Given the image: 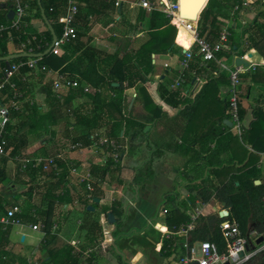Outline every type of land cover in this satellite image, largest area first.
Masks as SVG:
<instances>
[{
    "label": "trees",
    "instance_id": "obj_1",
    "mask_svg": "<svg viewBox=\"0 0 264 264\" xmlns=\"http://www.w3.org/2000/svg\"><path fill=\"white\" fill-rule=\"evenodd\" d=\"M152 1L156 2L157 0ZM110 3L115 8V3L113 1ZM254 6L263 7L258 13L257 19L244 27L239 35L234 33L235 27L233 26L228 44L217 54L216 58H229L233 54L242 56L249 49L258 48L264 43V0H256ZM29 7L36 11L39 19L51 26V29L43 34L48 43H52L54 35L57 37L62 35L64 28L62 20L67 14L68 0H40V3L39 0H34L29 2ZM248 11L250 10L246 7L245 0H209L198 21L197 31L199 37L211 43L218 41L225 23L231 20L238 22L243 14ZM90 17L91 12H86L80 6L74 24L77 37L62 49L60 55H54L52 52L46 53L49 48L40 54H30L41 55L39 57L40 65L44 64L49 70L67 75L75 83L74 86L63 94H57L53 92L52 81L49 80L46 93L33 95L26 89L24 82L27 79L25 76L27 74L31 75L35 71L26 65L14 76L16 78L20 74L22 77L24 76L25 81L17 82L16 79H12V82L17 85L18 92L23 96L16 102L20 107L19 110L12 107L15 101L13 100L14 92L11 86L7 84L3 91V95H6L7 107L10 110V122L6 127L7 145L4 149L5 156L0 160V185H3L7 179L10 159L15 161L16 158L25 157L26 149L36 141L43 139V137H48L49 140L56 142V132L58 130L61 132L59 152L54 155H64V158L58 159L60 172L58 174L46 173L43 167L37 169L30 167L27 170L39 176L47 175L51 183L56 186L46 191L49 210L45 212V222L38 221L43 222L45 225V239L50 249L57 239V236H54L57 231L54 229L52 219V210L55 203L60 205L77 203V209L89 216V220L84 226L87 233L86 244L82 251L90 247L94 250L98 249L99 252L105 251L104 248L100 247L105 239L103 225L99 219L93 217L95 212H92L89 208L94 207L95 210H100V204L95 202V199H102L99 184L106 182L111 173H117L120 170L119 165L115 166L114 159L106 154L111 150L107 149L105 153L107 155L106 164L103 167L92 165L88 168L94 181V190L90 195L86 185L79 178L76 181L71 179L72 170L80 168L81 165L72 160L67 161L65 154L69 153L72 146L78 143H83L88 148L93 145L91 134L95 131L103 132L108 138L115 140L124 148L127 147V142L131 145V141H134L139 134H143L146 124L136 122L134 117L129 114L130 104L125 94L129 89L138 88L144 109L150 113L146 117V123L160 118L163 111L153 103L144 85L147 82L155 81L157 68L154 64V56L170 54L177 48L178 30L171 22V18L158 8L151 12L143 8H137V21L135 23L131 22V35L135 36L146 31L149 38L139 48H132L130 53L125 52L122 55L120 53H109L91 46L93 38L90 33L96 22ZM9 19L8 12H0V26H8L5 31L0 32V58L14 54H29L30 49L36 51L38 44L33 39L37 37L40 40L41 37H38L37 34L36 36L25 32L24 29L26 28L17 31L11 27L12 20ZM28 19V17H25L23 19L24 23ZM193 22L196 24L195 21ZM141 24L145 25V28ZM23 44L26 47H23ZM193 53L192 69L200 73L202 60L199 58L200 50L196 44L193 47ZM30 59L26 57L9 62H0V77L4 74L6 68L20 62L26 63ZM211 63L216 65V61ZM39 74L43 79L49 76L44 71ZM22 77L21 80H23ZM222 77L225 79L223 84L229 86V74H220L218 78L210 80L205 86V90H202L203 93L201 92L195 99H183L181 88H174L172 91L166 90V92L161 89V95L166 101L165 103L179 109L190 124L196 116L199 117V112L204 104V97L209 90L213 86L223 85L217 81ZM115 84H118V86ZM172 85H174V82ZM88 86L93 89L90 93L85 91ZM1 98L2 96L0 101ZM80 99H85L84 103L75 107L73 104ZM226 107L228 114L226 118L229 119L228 102ZM240 114L241 118H244V111L241 108ZM263 120L262 114H256L255 120L248 129L243 130L241 135L237 131L230 133L232 129L222 123L221 125L228 131L227 134L219 132L213 134V136L211 135L210 141L215 140L218 148L211 152L210 157L218 156L222 151L223 144L226 143L229 146L230 144L239 146L244 154L242 163L248 158L249 160L241 167L240 173L233 176L231 174L226 182L215 188L214 193L212 192L214 187L208 186V179L203 180L201 184L193 188L197 193V198L204 204H208L215 199L225 204V209L230 214L227 218H221L219 214L201 217L195 230L191 232L190 246L196 242L212 241L219 246L220 252L224 253L227 245L221 232V226L226 221L236 222L240 227V232L245 236L249 230H255L264 237V177L255 175L257 172L256 156L254 154L249 155L250 150L246 147L251 145L255 150L264 151V135L257 134L254 143L251 140V137L258 132L257 129L260 125H263ZM132 131L134 132L132 133ZM235 160V157H232L231 162L233 163ZM18 165L21 170V164L18 163ZM234 165L228 164L225 167L228 169ZM218 169L214 168L213 171L219 173L221 168L220 171ZM259 180L261 184L257 185L256 181ZM189 202L194 204V199ZM14 208L20 209L21 212L16 213L9 223L3 222L2 220L8 216L9 211ZM33 208L38 211L33 206H29L26 210L21 209L18 205L11 207L0 203V217L4 212L6 214L5 218H0V263H3L5 258L7 259L6 263H10L11 258L14 257L12 252L7 250L11 245L9 236H11L13 226L22 223L27 216L32 220L37 219V215L32 213ZM121 208L122 206L115 204L113 207H103L101 209L103 214L107 215L109 212H113L117 216L116 230L112 233L116 238L124 236V234H121L124 221L121 212L118 211ZM168 214V226L173 232H178L182 224L190 222V217L181 212L180 209H173ZM178 243L185 252L183 248L184 240L176 237L165 240L162 250H166L170 246L172 250L168 254L172 255L175 252L174 246ZM53 248L50 250L48 264H80L81 252L73 246L66 244L60 248ZM98 254V252H94L91 258L88 259L87 264H97ZM256 264H264V258L258 260Z\"/></svg>",
    "mask_w": 264,
    "mask_h": 264
},
{
    "label": "crops",
    "instance_id": "obj_2",
    "mask_svg": "<svg viewBox=\"0 0 264 264\" xmlns=\"http://www.w3.org/2000/svg\"><path fill=\"white\" fill-rule=\"evenodd\" d=\"M138 1L124 0L121 6L116 7L115 5L113 8L111 3L105 0H79L80 6L86 12H91L90 18L96 22L90 33L93 38L91 46L121 55L125 52L130 53L132 48H139L149 36L146 31L135 36L131 35V22L137 21V8H140L134 6ZM255 1L245 0L246 7L250 11L244 13L238 22L227 21L224 29L228 28L231 31L234 26V33L241 34L244 27L255 21L258 13L263 9V7H255ZM208 2L209 0H200V11L207 6ZM12 11H14L13 0H0V12H8L10 15ZM26 17L29 19L25 21L27 27L24 31L29 34H37L38 37L43 38L45 37L43 34L51 29L46 22L44 23L37 17L36 11L31 7L27 10ZM173 25L175 26L174 23ZM141 26L145 28V25L141 24ZM176 45L174 52L154 56L153 60L157 68L155 81L144 85L153 103L163 111L160 118L146 123V117L150 113L144 109L138 88L125 92L130 104L129 114L136 122L146 124L145 129L147 127L149 129L147 131L144 129L143 134H139L134 141H131V153H126L123 162L119 165L120 170L117 173H111L106 182L99 184L100 191H102V199L97 202L100 204V210L91 211L95 212L93 217L99 219L103 225L105 239L100 247L105 251L99 252L98 249L94 250L91 247L82 251L86 244L87 233L84 226L89 216L77 209V203L62 205L55 203L52 219L54 229L57 231L54 230L56 232L54 236H57V239L51 249L60 248L66 244L73 246L81 252L80 264H87L94 252H98L100 256L97 255V264H128L127 262L152 264L153 260L147 259L145 252L149 247L155 246L156 252L162 257V264H169L176 257L185 255L186 250L183 246L185 250L183 252L178 243L174 246L175 252L169 255L172 248L169 246L168 249L162 250L164 241L176 237L183 239L185 244L188 240L184 235H179L169 229V211L180 209L189 217L200 211L203 213L201 217H204L219 214L224 210L222 203L215 199L204 204L197 198V193L193 188L208 179V186L214 187L212 188L214 193L218 185L240 173L241 167L249 160L248 158L243 163L239 161L244 158L242 150L237 144L229 146L226 143L223 144L218 156L210 157L211 152L218 148L217 142L210 141V138L219 132L227 134L228 131L221 125L222 123L230 127L228 124L230 120L226 118L229 86L223 84L224 77L217 79L218 83L223 85L213 86L209 90L204 97L202 109H199V117L196 116L189 124L181 111L165 103L161 95V89L165 92L174 90L172 84L177 76L179 58L186 49L193 50L194 40L190 34L180 29L177 33ZM241 58L249 64L248 66L243 65V94L240 100L241 109L244 111L242 120L243 130H245L255 120L256 114H262L264 119V43L258 48L249 49L242 56L233 54L229 58L218 59L216 65L211 63L208 67H202L200 73L192 69L187 84L181 88V92L183 99H195L203 89L205 90L210 80L218 78L220 74L227 75V72L221 69L220 63L233 66ZM166 65L170 67L167 68ZM21 77L19 74L14 79L17 82H24V76L23 80ZM25 77L27 79L24 86L33 95L46 93L48 81L52 79L50 75L43 79L39 73L27 74ZM84 101L85 99L77 100L73 105L77 107ZM230 128L232 129L230 133H235L233 125ZM257 130L258 132L251 137L252 143L256 140L257 134L264 135V120L263 125H260ZM56 133V142L43 137L26 149L24 154L33 157L56 155L59 152L61 132L58 130ZM129 145L130 143L127 142V147ZM246 147L250 150L249 155L256 156L257 172L255 175L264 177V151L255 150L251 145ZM232 157L236 159L233 163L231 162ZM65 158L67 161L72 160L81 165L78 173L81 169H88L92 165L103 167L107 162L106 154L96 153L92 149H87L82 154L67 152ZM228 164H235L232 166L235 170L226 169L225 166ZM214 168H221V171L218 169L220 172L216 173L213 171ZM71 177L73 181L79 178L73 173ZM259 182L261 184L260 180ZM55 187L47 175L39 176L34 172L22 171L18 163L10 159L7 179L3 185H0V203L11 207L18 205L21 209L33 206L38 211L34 208L32 210V213L37 215V219L32 220L27 216L22 223L13 226L11 236H9L11 245L7 250L12 252L14 257L11 258L10 263H6L5 258L0 264H48L51 249L47 245L45 233L34 231L32 226L39 220L45 222V212L49 210L46 191ZM191 199H194V204L189 202ZM115 204L122 206L118 209L124 221L121 228V234L124 236L121 238L112 235L116 230V224H109L107 215L101 212L103 207H113ZM164 210L168 212L165 214ZM5 216L4 212L0 218L3 219ZM114 216L117 219L115 214ZM198 220L195 222V228ZM185 225L182 224L181 227ZM153 231L158 235L157 241L149 234ZM166 232L169 234L165 235ZM141 242H146L148 246L133 252L131 249L135 248L134 245L141 244ZM173 255H175L174 259H172Z\"/></svg>",
    "mask_w": 264,
    "mask_h": 264
},
{
    "label": "built area",
    "instance_id": "obj_3",
    "mask_svg": "<svg viewBox=\"0 0 264 264\" xmlns=\"http://www.w3.org/2000/svg\"><path fill=\"white\" fill-rule=\"evenodd\" d=\"M34 0H14V11L15 16L12 19L11 27L15 28L17 31L26 28L27 26L24 23V18L27 16V10L29 9V2ZM106 2L113 1L116 7L121 6L124 0H105ZM134 6L143 8L144 10L151 12L152 10L158 8L166 16L171 18V21L175 24L178 30L181 27L194 38V45H198L200 50V59L202 60L200 66L208 67L211 62H217V54L221 52L226 44H228L231 31L226 28L223 29V32L220 35L218 41L211 43L206 39L199 37L197 31V22L194 24L190 20L185 22L183 19H178V14H180V2L179 0H157L153 2L152 0H139L138 3ZM80 4L79 0H68V10L66 16L63 18L62 22L64 24L63 33L58 37L57 41L54 43H48L46 38L43 37L38 40L37 37H34V42H37L38 47L35 50L30 49L29 54H40L43 53L47 48H51V52L54 55H60L62 49L67 46L72 40L77 37V31L75 29V19L79 13ZM178 19V20H177ZM178 21V23H175ZM8 26H0V32L5 31ZM26 47V45H23ZM194 53L192 49H186L182 52L181 58H179V66L177 69V76L174 80L173 87L175 89H180L186 86L188 81V76L192 71V64L194 62ZM242 59V58H241ZM39 58H31L28 62L19 64H13L9 68L4 70V74L0 77V160L5 156V147L7 145L6 139V127L10 122V110L7 107L5 102L6 95H3V91L7 84H9L14 92L13 100L15 101L12 107H16V110H19L20 107L17 105L23 96L17 90V85L12 82V79L17 74V72L24 66L28 65L35 73H40L41 71L47 72L51 77L53 92L57 94H63L65 91L69 90L75 83L68 78L67 75L60 74L49 70L47 66L40 65ZM170 67V65H166ZM220 67L223 71H226L229 74V93H228V105H229V120L233 124V128L238 132L239 135L243 132V120L240 114L241 108V99H242V73L243 65H237L234 63L233 66H228L225 63H220ZM91 87H86L85 91L87 93L92 92ZM91 140L93 145L89 148L85 147L83 143H78L72 146L69 153H83L87 149H92L96 153L103 152L106 153L107 149L111 151L106 153L108 156H111L114 159L115 166L120 165L123 162L125 157V150L123 146L119 145L115 140L108 138L103 132L95 131L91 134ZM64 158L63 154L58 156L51 157H30L26 155L23 158H16L15 161L21 164V170L27 171L30 167L37 169L43 167V170L46 173H56L60 172L58 159ZM73 174L79 176V180L84 183L88 189L90 195L94 190V181L89 169H85L84 173H78V169L72 170ZM224 210H227L224 208ZM228 211V210H227ZM21 212L20 209L14 208L9 211L8 216L2 221L9 223L10 219L15 216L16 213ZM168 211L164 210L166 214ZM203 215L202 212L197 211L195 214L191 215L190 222L185 226H182L178 232L179 235H184L188 240L185 242L184 247L186 254L178 256L169 264H249L254 260H260L264 258V244H258V241L264 237L262 234H259L258 231L249 230L248 234L245 236L240 232V227L236 222L226 221L221 226V232L223 238L226 242L227 248L224 253L220 252L219 246L212 241L197 242L194 245L190 246L189 242L191 241V232L195 230V222ZM45 225L43 222H38L32 226L34 231H43ZM169 233L166 232L165 235ZM211 238V237H210ZM253 243L256 244L254 247Z\"/></svg>",
    "mask_w": 264,
    "mask_h": 264
},
{
    "label": "water",
    "instance_id": "obj_4",
    "mask_svg": "<svg viewBox=\"0 0 264 264\" xmlns=\"http://www.w3.org/2000/svg\"><path fill=\"white\" fill-rule=\"evenodd\" d=\"M198 1L199 0H186L185 1V13L183 14V16L187 17V18H191V20H194L195 22L198 23L199 19H200V14L203 12V10L205 9L206 6H204V8L201 11H198ZM207 1V0H206ZM180 4H181V0H179ZM40 3V0H39ZM43 13V17L45 18V14ZM15 16V11H12L11 14L9 15V20H12ZM48 26L51 28V26L48 24ZM58 37L54 35L53 38V42L55 43L57 41ZM52 47L46 52V53H50L51 52ZM41 55H30L27 53H23V54H14V55H10V56H6V57H2L0 58V62H9L15 59H22V58H39ZM237 65H244V66H248L249 64L247 62H245L243 59H238L236 61ZM116 86H118V84H115ZM228 124L230 127H232V123L228 121ZM149 128L147 127L145 129V131H147ZM257 184H260L259 181L256 182ZM95 202H100L99 199H95ZM223 207H225V204H222ZM90 210L94 211L95 208L94 207H90ZM229 211L227 210H223L219 213V216L221 218H227L229 216ZM107 220L108 223L111 225H115L117 223V219L115 218L114 214L112 212H109L107 214ZM263 242V238L260 239L258 241V244ZM175 258V255H173V258ZM172 259L170 261H172ZM128 264H130L129 262H127ZM229 264V263H227Z\"/></svg>",
    "mask_w": 264,
    "mask_h": 264
},
{
    "label": "rangeland",
    "instance_id": "obj_5",
    "mask_svg": "<svg viewBox=\"0 0 264 264\" xmlns=\"http://www.w3.org/2000/svg\"><path fill=\"white\" fill-rule=\"evenodd\" d=\"M194 21V20H193ZM126 153H131V145H129L128 147H126L125 149V155ZM79 154H82L79 152ZM239 161H243L239 159ZM230 170H235L234 168H230ZM80 173H84V169L80 170ZM161 221V220H160ZM149 234H151V236L156 239V241L158 240V235L153 231V232H149ZM264 244V241L262 242V245ZM254 247H256V244L253 243ZM148 246V244L146 242H141L140 243H136L134 245L135 248H132L131 250L133 252H135L138 249H141L142 247ZM145 254L147 255V259L153 260L152 264H162V257L159 253L156 252L155 246H151L149 247ZM143 262H141L140 264H142ZM249 264H256V261L254 260L253 262L249 263Z\"/></svg>",
    "mask_w": 264,
    "mask_h": 264
},
{
    "label": "bare ground",
    "instance_id": "obj_6",
    "mask_svg": "<svg viewBox=\"0 0 264 264\" xmlns=\"http://www.w3.org/2000/svg\"><path fill=\"white\" fill-rule=\"evenodd\" d=\"M185 1L186 0H182L181 1V4H180V9H181V11H180V14H178L177 16H178V19H180V20H184L185 22H189L190 20H191V18H187V17H185V16H183V14L185 13ZM198 11H200V0L198 1ZM177 19V20H178ZM191 21H193V20H191ZM175 23H178V21H176ZM181 29H183L184 30V32H186L187 34H189L186 30H185V28H183V27H181ZM191 38L194 40V38L191 36Z\"/></svg>",
    "mask_w": 264,
    "mask_h": 264
},
{
    "label": "flooded vegetation",
    "instance_id": "obj_7",
    "mask_svg": "<svg viewBox=\"0 0 264 264\" xmlns=\"http://www.w3.org/2000/svg\"><path fill=\"white\" fill-rule=\"evenodd\" d=\"M258 262V260L256 261V263Z\"/></svg>",
    "mask_w": 264,
    "mask_h": 264
}]
</instances>
